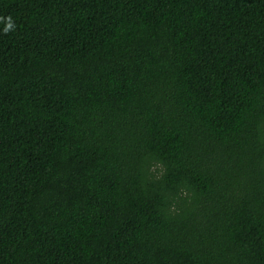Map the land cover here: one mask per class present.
Here are the masks:
<instances>
[{
    "label": "trees",
    "instance_id": "1",
    "mask_svg": "<svg viewBox=\"0 0 264 264\" xmlns=\"http://www.w3.org/2000/svg\"><path fill=\"white\" fill-rule=\"evenodd\" d=\"M0 264H264V0H0Z\"/></svg>",
    "mask_w": 264,
    "mask_h": 264
},
{
    "label": "clouds",
    "instance_id": "2",
    "mask_svg": "<svg viewBox=\"0 0 264 264\" xmlns=\"http://www.w3.org/2000/svg\"><path fill=\"white\" fill-rule=\"evenodd\" d=\"M6 20H7V23H6L5 28H4L5 33L9 32L11 30H14V27H15L14 23L12 22V18L10 16L7 17Z\"/></svg>",
    "mask_w": 264,
    "mask_h": 264
}]
</instances>
